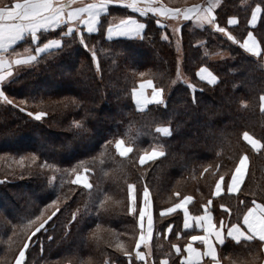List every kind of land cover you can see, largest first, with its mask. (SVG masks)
<instances>
[{"label": "trees", "instance_id": "obj_1", "mask_svg": "<svg viewBox=\"0 0 264 264\" xmlns=\"http://www.w3.org/2000/svg\"><path fill=\"white\" fill-rule=\"evenodd\" d=\"M11 2L0 0V6ZM255 6L261 12L252 32L263 50L264 0H220L216 24L233 40L211 26L197 29L186 21L179 26L175 45L167 33L163 39L159 17L110 6L97 33L79 26L87 49L79 36L73 38L67 26L60 25L39 32L36 43L27 35L8 50L34 51L51 39L61 41L35 55L0 87L13 101H0V264H14L30 236L22 264H145L135 260V251L143 248H136L139 228L137 211H128L129 184L136 209L137 194L142 200L144 188L149 189L152 236L147 264H160L162 258L180 264L172 244L183 246L194 230L182 228L181 212L161 213L184 196L192 197L191 214L201 213L212 200L216 224L221 213L225 220L242 219L247 208L241 201L249 207L253 200L264 202L263 57L238 44L250 30ZM129 16L145 23L139 36H106L111 17ZM202 66L217 78L214 84L198 79L196 71ZM142 80L163 90V104L137 108L132 92ZM51 83L58 87L50 88ZM28 112L45 115L38 121ZM162 126L168 127L167 135L157 131ZM245 132L261 143L260 150L244 140ZM34 139L42 143L35 145ZM118 139L130 153L119 155ZM153 149L164 155L141 165L139 157ZM243 155L248 158L247 173L240 190L230 194L226 182ZM82 172L91 188L72 183ZM222 177L223 192L213 196ZM38 216L48 223L32 236L35 228L29 221L37 223ZM218 254L222 264L262 260L258 241L228 240Z\"/></svg>", "mask_w": 264, "mask_h": 264}, {"label": "snow or ice", "instance_id": "obj_2", "mask_svg": "<svg viewBox=\"0 0 264 264\" xmlns=\"http://www.w3.org/2000/svg\"><path fill=\"white\" fill-rule=\"evenodd\" d=\"M110 4H116L121 7H126L132 11L138 13L140 16L158 18V17H168L171 16L176 20H198L201 23H206L209 26H213L214 30L222 34L227 35L229 40H233L231 35L225 32V29L219 27L216 24L215 17L213 15V9L211 4H195L191 7L180 9V8H168L157 0H97L94 3H86L77 6L76 0H69V2L61 3L60 0H14L7 5L0 6V49L7 50V47L14 44L16 41L21 40L26 33H31V40L33 43L37 42V33L40 29H55L59 25H66L68 27V32L73 34V38L79 36V43L88 48V43L85 37L81 34V29L79 25H83V31L89 34L97 33L99 29V24L101 20V14L106 13L108 6ZM259 8L252 12V23L257 18V12ZM203 13V14H201ZM151 14V15H150ZM157 25L160 24L159 19H156ZM229 24L235 23L234 20H229ZM145 23L139 22L133 17H127L120 19L119 23L110 22L107 26V35L109 38L112 37H135L140 35V33L145 29ZM174 31H179V29H174ZM167 39V37H163ZM249 40L252 41L249 44ZM61 41L59 39H51L44 44L43 48L36 47L35 51L37 53L42 52L44 49H51L53 47L60 46ZM245 51L253 53L254 55L264 56V52H259L257 44L254 39H252V33L248 34V39L244 41L241 45ZM95 57V53H93ZM28 60H34L35 57L30 56ZM4 61L0 59V65ZM15 63H21L20 60H16ZM206 68H200L196 73V76L200 80L208 79L210 83L215 81V77L208 73ZM143 75V73H141ZM4 77L0 76V80ZM189 88H194L195 85L189 84ZM151 89V95L147 94L146 90ZM0 97H3L4 101L11 105L13 101L8 99L4 95V92H0ZM133 99L136 104H148L155 103L157 105L164 103L163 90L155 87L151 80H143L139 84L138 89L133 90ZM262 103H264V97H261ZM23 103V101H21ZM23 112L25 109L20 108ZM29 116H33L32 112H28ZM45 115L44 112H36L34 114L35 120H41ZM157 131L167 132V129H157ZM244 139L248 141L253 148H256L258 141L252 139L247 132L244 133ZM115 148L119 152L120 156H125L131 152L129 147H122V141L116 140ZM163 152L152 151L150 154L141 155L139 157V162L141 165L145 164L146 160H153L157 156H163ZM35 160V157H33ZM245 168V157H241L238 165L235 167V172L231 177L230 182L227 183V191L229 193H234L240 190V184L242 183L244 177ZM223 179V177L221 178ZM73 184L83 183L84 187L91 188V184L84 178V176L77 175L72 181ZM129 196L133 194V185H128ZM221 193V183L216 182L215 190L213 191V196H219ZM138 198V211L141 222V228L143 229V218L146 213L148 214V228L152 227V216L149 212L150 199H149V189L147 187L143 190L142 200ZM192 200L191 196H184L174 207H169L166 209V213H172L176 209H183V228L188 229L190 227V220L194 219L196 222V227L202 229L203 235H191L188 243L184 246L183 251L188 255L183 256L181 254L180 264H201L204 257H208L211 264H218L217 261V245H224L226 241L231 240L236 243L246 242V241H258L261 250H264V202L257 203L255 200L251 202V207L248 206L247 201H241L240 203L247 208V211L243 213L242 219L238 218L235 222L232 219L225 220L223 218L224 213H221V218L218 224L213 223L212 212L214 210V204L212 200H209L206 205H204V214L202 216L190 217L187 208L185 207L189 201ZM55 203V201H53ZM129 212L133 211L132 206L128 208ZM227 212V209L224 210ZM165 213L162 212L163 216ZM55 213H53V216ZM75 219V217H73ZM52 216L48 217L51 220ZM37 223L29 221L33 224L35 231L32 236L39 233L45 228L48 223L47 220L40 222V217H36ZM171 227V226H170ZM150 235V232H149ZM179 235V233H177ZM51 239V237H49ZM148 237L141 233L140 239L136 241V248H140L141 242L147 247ZM29 240L31 236L23 243V247L19 251V256L16 257L15 264H22L25 257V249L29 248ZM199 241L203 245V251H199L197 248L193 247V242ZM172 248L180 253L181 249L177 244H172ZM126 256L131 260V253L126 252ZM146 253L143 251H135L136 261L146 262ZM160 264H168V260H161Z\"/></svg>", "mask_w": 264, "mask_h": 264}, {"label": "crops", "instance_id": "obj_3", "mask_svg": "<svg viewBox=\"0 0 264 264\" xmlns=\"http://www.w3.org/2000/svg\"><path fill=\"white\" fill-rule=\"evenodd\" d=\"M60 2L61 3H64V2H69V0H60ZM94 2H97V0H76V5L77 6H79V5H82V4H86V3H94ZM216 2V1H215ZM110 6H118V5H116V4H110L109 6H108V9L110 8ZM118 7H121V6H118ZM257 8H259L258 6H255L253 9H252V11H251V14H250V18H249V20H248V26H249V28H250V30H249V32L246 34V36L243 38V40L242 41H240L239 42V45H240V47H241V45L244 43V41L246 40V39H248V34L249 33H252V39H254L255 40V42H256V44H257V48H258V51L259 52H264V49L262 50V47H261V45H260V42L258 41V39L254 36V34H253V32H252V28H254L256 25H257V23H258V21H259V17H260V8H259V11L257 12V18H256V20L254 21V22H252V23H249V21H251L252 20V12L255 10V9H257ZM108 9H107V12H108ZM131 10V9H130ZM132 11V10H131ZM107 12L106 13H102L101 14V16L102 15H105V14H107ZM129 17H133V16H129ZM125 18H127V17H125ZM133 18H135V17H133ZM122 19H124V18H122ZM136 19V18H135ZM119 18H117V17H111L110 18V22H114V23H119ZM139 21V20H138ZM139 22H141V21H139ZM142 23V22H141ZM60 26V25H59ZM79 26H81L83 29H84V26L83 25H79ZM58 27V26H57ZM51 29V28H50ZM45 30H49V29H40V30H38V33L39 32H41V31H45ZM37 33V34H38ZM141 34V33H140ZM29 36L30 38H31V33L29 32V33H26L25 34V36ZM24 36V37H25ZM106 36L108 37V35H107V31H106ZM139 36V35H138ZM23 37V38H24ZM121 37H126V36H121ZM136 37V36H135ZM23 38L21 39V40H18V41H16L14 44H11V45H9L8 47H7V50H5V49H0V59H2L3 61H4V63L2 64V65H0V76H3L4 77V79L3 80H0V87L3 85V82L5 81V79L8 77V74H9V68H10V59H9V57H7V52H8V50L10 49V48H12L15 44H17L18 42H20V41H22L23 40ZM109 38V37H108ZM112 38H118V37H112ZM252 43V41L251 40H249V44H251ZM54 48V47H53ZM242 48V47H241ZM244 51H245V49L244 48H242ZM247 52V51H246ZM247 53H249V54H251V55H253V56H258V55H254L253 53H250V52H247ZM263 57V64H264V56H262ZM15 61V60H14ZM12 63V62H11ZM200 68H206V67H204V66H202V67H200ZM199 68V69H200ZM199 69L196 71V73L199 71ZM207 69V72L205 73V76L207 77L208 76V73H211V75L212 76H214V74H212V72L208 69V68H206ZM215 77V76H214ZM199 79V78H198ZM201 81H203V82H206V83H208V84H214L216 81H217V78L215 77V81L214 82H212V83H210L209 82V80L206 78V79H204V80H201ZM141 83V82H140ZM139 83V84H140ZM138 87H139V85H138ZM138 89V88H137ZM146 92H147V94L149 95V97H150V95H151V89H147L146 90ZM262 97H264V96H262ZM135 101V100H134ZM135 104H136V102H135ZM147 105L148 104H136V106H137V108L138 109H140V110H143V109H145L146 107H147ZM261 108L262 109H264V103H262V101H261ZM159 129H167L168 131L167 132H164V131H160L161 132V134H163V135H167L168 133H169V129H168V127L167 126H162V127H159ZM249 135V134H248ZM250 137H252V139H254V140H256V141H258L257 139H255L253 136H251V135H249ZM243 138H244V135H243ZM245 140V139H244ZM246 141V140H245ZM250 146H251V144L248 142V141H246ZM122 147H125V146H122ZM252 147V146H251ZM253 148V147H252ZM260 148H261V143L258 141V144H257V146H256V148H253L255 151H258V150H260ZM152 151H156V152H161L160 150H157V149H153V150H151L150 152H148V153H146V154H143V155H147V154H150ZM157 157H159V156H157ZM156 157V158H157ZM242 157V156H241ZM243 157H245V168H244V177H243V180H244V178H245V176H246V173H247V168H248V158L245 156V155H243ZM240 160V159H239ZM146 161H148V160H146ZM238 163H239V161H238ZM238 163H237V165H238ZM236 165V166H237ZM234 172H235V169H234V171H233V173H232V175L234 174ZM232 175H231V177H232ZM231 177H230V179H229V182L231 181ZM243 180H242V182H243ZM218 182H220L221 183V193L223 192V188H222V181L220 180V181H218ZM242 184V183H241ZM241 184H240V187H241ZM227 189V188H226ZM215 190V189H214ZM228 192V191H227ZM238 191H236V192H234V193H230V194H236ZM220 193V194H221ZM229 193V192H228ZM179 202V201H178ZM177 202V203H178ZM192 202V200L191 201H189V203L185 206L186 208H187V210H188V206H189V204ZM257 203H259V202H257ZM175 205V204H174ZM174 205L173 206H171V207H174ZM252 206V205H251ZM250 206V207H251ZM175 211H179V212H181L182 213V228H183V220H184V216H183V209H176ZM174 211V212H175ZM164 213H166V209L163 211ZM188 213H189V216L190 217H195V216H202L203 214H204V206H203V209H202V212L201 213H199V214H191L190 212H189V210H188ZM166 214H168V213H166ZM212 219H213V223L214 224H216L215 223V221H214V217H213V214H212ZM147 225H148V223H147ZM184 229V228H183ZM184 230H194V232L191 234V235H203V231H202V229H198L197 227H196V222H195V220L194 219H192V220H190V227L188 228V229H184ZM149 232H150V235H149ZM141 233L142 232H140V234H139V236H141ZM143 234L145 235V236H147L148 237V239H147V244L149 243V240H150V238H151V236H152V227H151V229L149 230V228H148V226H147V228L145 229V230H143ZM190 235V236H191ZM190 236H189V238H190ZM189 238H188V240H187V242L183 245V246H179L178 244V246L180 247V249H181V252L180 253H177L175 250H174V252L176 253V254H180V258H181V254L183 255V256H187L188 254L186 253V252H184L183 251V249H184V246L188 243V241H189ZM233 242H235V241H233ZM236 243V242H235ZM220 246H222V245H217L216 247H217V261H218V264H222L221 263V261H220V258H219V254H218V248L220 247ZM193 247H195V248H197L199 251H203V245L199 242V241H197V242H193ZM164 260V259H163ZM201 264H211V262H210V260H209V258L208 257H204L203 258V260L201 261ZM261 264H264V250H262V260H261Z\"/></svg>", "mask_w": 264, "mask_h": 264}, {"label": "rangeland", "instance_id": "obj_4", "mask_svg": "<svg viewBox=\"0 0 264 264\" xmlns=\"http://www.w3.org/2000/svg\"><path fill=\"white\" fill-rule=\"evenodd\" d=\"M196 1L197 0H157L158 3H160V4L164 5V6H166L165 3L168 4V5H171V7L166 6L168 8H180V9H184V8L191 7L192 5H195L194 3ZM219 2H220V0H202L201 2L196 3V4H205V5L206 4H211L212 5V9H213V15L215 17V12L214 11H215L217 5L219 4ZM201 14H203V13H201ZM159 21H160V24L159 25L164 30L163 31V34H164L163 37H165L166 36L165 33H167V35L170 38V40L175 45H178L179 44L178 31H174V29H179V26L181 25V23L182 22H186V21H184L182 19L181 20H176V19H173L171 16H168V17H159ZM188 21H190L192 23V25L195 28H197V29H202L206 25L209 26L208 24L201 23L200 21L195 20V19L188 20ZM211 27L214 28L213 26H211ZM225 32L229 35V31L228 30L225 29ZM223 35H225V34H223ZM225 36H227V35H225ZM238 44H239V42H238ZM40 48H43V47H40ZM35 49H34V51H32L30 49H26V50H23L21 52H14V53H11V54H7V57H9V59H10V68H9L8 77L5 79V81L3 82V84L11 81L19 73L20 69H22L23 67H26V66L30 65V63L33 60H28L27 58L30 57V56L35 57V55L39 54V53H37L35 51ZM45 50H47V49H44L43 51H45ZM219 55L220 54H217L215 56H219ZM14 60L15 61L16 60H20L21 63L17 64V63H15ZM140 60H141V57H138L137 61H140ZM140 82H137V84H136L137 86L134 89H137L138 88V85H139ZM49 87L50 88H56L58 86L55 83H51V85ZM2 98L3 97H0V101H3ZM132 98H133V92H132ZM133 101H134V99H133ZM134 104H135V101H134ZM33 117H34V115H33ZM34 142H35V145H38L39 143H42V141L41 140H38V139H34ZM12 144L13 145L16 144L15 141H13ZM2 147H5V146H2ZM17 147H20V146L18 145ZM0 148H1V146H0ZM0 158H2V157H0ZM15 163L19 164L18 162H15ZM15 163L13 161V164L14 165H15ZM77 175L84 176V172H82L80 174H75L72 177V181L76 178ZM220 180H221V178L218 181H220ZM80 184L83 185V183H80ZM129 202H130V205L133 208V211L132 212L137 211L136 212L137 213V221H138L137 223H138V228H139L138 239H140V236H139L140 232H142L143 230H145L147 228V226H148L147 225V223H148V214L146 213L145 217L143 218V222H142L143 223V229H142L141 228L140 217H139V211H138V208L136 209V206H135L136 203H135L134 189H133V194L131 196H129ZM149 212H150V208H149ZM140 246L143 248L142 249L143 252H145V253H148L149 252V249L147 248L148 246L146 247L143 242H141ZM163 259L164 258H162L161 260H163ZM161 260H159V261L161 262Z\"/></svg>", "mask_w": 264, "mask_h": 264}]
</instances>
